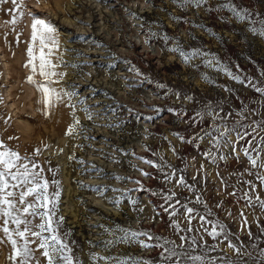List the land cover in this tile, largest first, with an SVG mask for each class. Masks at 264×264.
Masks as SVG:
<instances>
[{
	"label": "rangeland",
	"instance_id": "374dc122",
	"mask_svg": "<svg viewBox=\"0 0 264 264\" xmlns=\"http://www.w3.org/2000/svg\"><path fill=\"white\" fill-rule=\"evenodd\" d=\"M23 2L28 10L57 28L60 47L56 51L62 60L58 71L65 75L54 81V86L78 93L73 101L80 126L65 135L67 125L73 121L66 100L65 108L59 104L49 117L38 111L39 92L25 79L31 71L25 66L31 17L25 14L16 25L21 33L18 40L10 25L0 26V138L21 155L41 147L36 159L44 166L49 181H59L58 215L65 218L61 232L67 233L74 257L82 264H109L103 259L92 260L89 253L112 256L113 264L121 257L128 258L126 264L140 257L156 262L162 249L155 243L141 247L123 240L108 245L104 242L112 240L113 235H122L115 227L120 225L181 244L179 237L188 225L182 214L187 202L198 210L192 214L193 231L187 233L196 239L198 247L189 249L186 243L189 255L215 257V264L225 258L264 264V209L255 199L249 204L244 198L248 180L257 185L249 195L264 198V186L255 179L258 170L251 174L244 171L248 162L241 147L247 146L249 137L236 143L234 154L232 145L215 148L210 144L212 137L206 135L213 119L216 124L237 130L253 120H264V94L253 87L264 86V37L249 30V25L258 27L264 18V0H234L238 7L248 9L251 21L237 19L224 6L229 0H205L199 6L183 8L175 0ZM7 19L10 15L0 11V22ZM177 44L186 52L195 48L212 55H196L185 63L171 50ZM205 59L220 67H210L203 63ZM224 68L241 76V81L230 77ZM202 74L208 79H202ZM34 79L42 78L37 73ZM79 97L86 98L84 104L76 102ZM85 104L91 119L84 112ZM169 108L180 111L173 113ZM196 113H200L199 118ZM177 132L190 137L191 142L181 141L174 134ZM256 132L259 142L261 129L257 127ZM229 135L235 140V133ZM10 136L14 138L9 140ZM199 136L203 138L197 143ZM43 144L48 147L43 148ZM205 151L210 157L203 154ZM220 154L226 159L221 160ZM140 157L164 164L163 172ZM141 168L151 175H143ZM172 169L175 175L165 181L164 175ZM117 175L129 178L118 180ZM181 175L185 184L178 185L176 180ZM136 180L144 184V189H138ZM185 185L193 186L192 190ZM55 190L50 184L49 191ZM170 190L181 202L175 215L182 226L180 233L163 211L167 203L162 191ZM197 193L201 202L195 200ZM121 195L124 198L117 206L112 201ZM129 197L137 203H130ZM199 215L206 220H199ZM207 221H219L223 233L216 238L209 236L204 232L210 228ZM103 226L112 228L113 233ZM229 240L240 249L239 254L229 247ZM10 251L8 244H0V264H11Z\"/></svg>",
	"mask_w": 264,
	"mask_h": 264
},
{
	"label": "snow or ice",
	"instance_id": "6c2138e0",
	"mask_svg": "<svg viewBox=\"0 0 264 264\" xmlns=\"http://www.w3.org/2000/svg\"><path fill=\"white\" fill-rule=\"evenodd\" d=\"M39 2V0H37ZM179 7L183 8L187 5L199 6L205 3V0H175ZM10 4V7H4V5ZM229 8L233 15L240 20H253V16L249 13L247 8H240L234 2L229 0L224 5ZM0 11L10 15V19L0 22V26L10 25L13 31H16V25L20 22L25 14L31 17V38L27 43V56L25 66L31 69L29 75L25 77L30 83H33L39 92L37 99L38 111H41L45 117L52 115L53 110L59 105L67 101L66 107L71 111L73 121L67 125L65 135H70L77 130L80 126L79 117L76 115L74 96H78L75 90H67L63 87L57 88L54 86V81L61 79L65 73L58 71L59 63H62L57 51L60 47V41L57 34L56 26L48 19L42 18L40 15L27 9L23 0H0ZM135 15V13H133ZM259 15V14H257ZM176 19V17H173ZM249 30L253 33H258L264 37V18L259 20V26L249 25ZM20 32L16 31L17 40L19 39ZM7 36V32H5ZM164 38L168 39L167 33L164 34ZM177 39L178 38H174ZM7 42V41H6ZM171 50L177 52L185 63H189L196 55L199 56H211V53H204L198 49L192 48L187 52L183 50L179 44L175 45ZM115 56V53L112 54ZM55 57V59L53 58ZM59 62V63H58ZM203 63L208 64L210 67H220L219 64H213L212 60L205 59ZM196 67V65H192ZM139 71L138 69H134ZM227 74L236 81H241V76L234 75L229 69H223ZM39 74L41 80L34 79L35 74ZM202 79H208L206 74H202ZM165 87V85H160ZM226 87V86H225ZM255 87V90L264 94V86ZM227 90V89H226ZM179 96V92L176 93ZM85 97H79L78 103L84 104ZM185 99H192L191 96H185ZM157 107V110H162ZM168 111L178 113L180 110L176 108H169ZM255 112V109H252ZM84 112L91 119L88 106L84 105ZM197 118L200 117V113L195 114ZM215 114H213L214 116ZM151 119V117H148ZM223 119V118H222ZM255 125L256 127H253ZM264 120H253L251 125L247 127L229 128L226 124H216L213 119V124L210 130L206 133L212 137L210 144L215 148H219L221 145L228 147L232 145V153H236V143L241 141L244 137H249L247 146L241 147V151L247 158L248 167L244 168L245 172L252 173L254 169L255 179L260 182V185L264 186ZM261 129V135L259 142H257L256 128ZM230 133H235V140L230 138ZM181 141L188 140L191 142L190 137L180 135L178 132L174 133ZM14 137H8L9 140ZM89 138V137H86ZM197 138V143L199 139ZM255 143V148L252 145ZM83 147V145H79ZM171 146V144H170ZM43 148H47V144L42 145ZM173 152L176 151L174 146H171ZM62 151V149H60ZM122 151V150H121ZM41 147L37 146L31 153L21 155V153L9 147L4 139L0 138V244H8L10 246V255L8 256L11 264H82V261L75 258L73 255V249L69 245L67 239V233L61 232V225L63 224L64 217L58 215L59 197H60V184L58 180H51L45 176V168L41 164L39 159H36L40 155ZM205 156L210 157V152L205 151ZM70 158H75L74 156ZM221 160L226 159L224 154H220ZM235 158L239 160V155L236 154ZM81 163H84L83 158H79ZM142 160L150 165H153L156 169L163 172L164 164L158 163L156 160H148L146 157H140ZM215 163V161H213ZM172 168L171 165H167ZM203 167V165H201ZM49 171L51 169H48ZM101 171L100 169H95ZM89 171V169H85ZM140 172L145 175H151L144 169H140ZM175 175V169L164 175L165 181H168ZM242 179V174H237ZM118 180L128 179L129 177H115ZM138 189H144V184L139 180H136ZM249 185L248 191L244 193V198L251 204L255 199L264 209V198H261L258 194L250 196L249 192L254 191L257 187L252 180L246 181ZM50 184L55 186V191H49ZM176 184H185V177L181 175ZM192 190L191 185H185ZM91 187V186H90ZM113 191H122L128 193L130 189H113ZM148 191H151L149 189ZM235 191V190H234ZM100 192V189H97ZM163 198L167 203L166 207H163L168 216L171 218V226H173L177 233L182 231L181 223L175 219V215L180 207V200L176 199L177 193L174 190L162 191ZM124 197L121 195L114 202L117 206ZM195 200L201 202L199 193L196 194ZM129 202L136 204L137 201L129 197ZM175 205V206H174ZM219 206V205H218ZM159 207V206H158ZM171 209V211H169ZM207 211V208H205ZM198 210L189 206L187 202L183 204L182 214L188 221L187 228L183 229L185 234L180 235L181 244H177L174 240L159 235H153L149 231L136 230L132 228H122L120 225H116V229L122 235H113L112 240H106L105 245L111 244L114 240L124 242H136L141 247H150L155 243V247L162 249L159 253L160 259L156 262L146 260L143 257L135 258L132 260V264H215L216 258H206L200 254L189 255L185 251V244L189 249L198 247L197 241L194 237H189L187 233L192 232V220L193 213ZM199 220L205 221L204 215H199ZM210 228H205L209 236L216 238L224 231V226L219 221H207ZM105 231L113 233L112 228L106 226ZM71 230L69 229L68 232ZM141 237H145L142 239ZM203 237L201 236V239ZM190 241V242H189ZM229 247L236 250L239 254L240 249L229 240ZM205 247L207 245L205 244ZM92 260L97 261L103 259L109 264H113L112 256H100L99 253H89ZM261 256L264 257V250L261 251ZM128 258L121 257L114 261V264H126ZM220 264H244L242 260H230L225 258ZM259 264V262H258Z\"/></svg>",
	"mask_w": 264,
	"mask_h": 264
},
{
	"label": "bare ground",
	"instance_id": "6f19581e",
	"mask_svg": "<svg viewBox=\"0 0 264 264\" xmlns=\"http://www.w3.org/2000/svg\"><path fill=\"white\" fill-rule=\"evenodd\" d=\"M61 105H62L61 107L65 108V107H64V103H62ZM64 116H65V115H64ZM71 187H72V186H71ZM71 187H70V188H71ZM71 190H72V189H71Z\"/></svg>",
	"mask_w": 264,
	"mask_h": 264
}]
</instances>
